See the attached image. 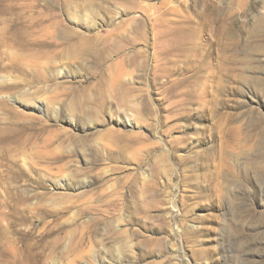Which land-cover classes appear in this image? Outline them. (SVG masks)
I'll use <instances>...</instances> for the list:
<instances>
[{
	"label": "rangeland",
	"instance_id": "obj_1",
	"mask_svg": "<svg viewBox=\"0 0 264 264\" xmlns=\"http://www.w3.org/2000/svg\"><path fill=\"white\" fill-rule=\"evenodd\" d=\"M0 227V264H264V0H0Z\"/></svg>",
	"mask_w": 264,
	"mask_h": 264
},
{
	"label": "bare ground",
	"instance_id": "obj_2",
	"mask_svg": "<svg viewBox=\"0 0 264 264\" xmlns=\"http://www.w3.org/2000/svg\"><path fill=\"white\" fill-rule=\"evenodd\" d=\"M39 109H41V107H39ZM1 228V227H0Z\"/></svg>",
	"mask_w": 264,
	"mask_h": 264
}]
</instances>
